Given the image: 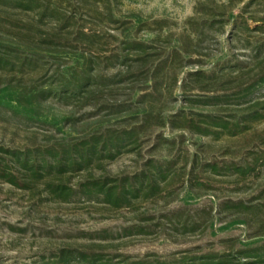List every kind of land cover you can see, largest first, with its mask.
Returning a JSON list of instances; mask_svg holds the SVG:
<instances>
[{
    "label": "rangeland",
    "instance_id": "1",
    "mask_svg": "<svg viewBox=\"0 0 264 264\" xmlns=\"http://www.w3.org/2000/svg\"><path fill=\"white\" fill-rule=\"evenodd\" d=\"M12 1L0 0V31L33 26L43 39L61 29V38L70 37L69 30L96 34L94 48L85 42L79 48L96 60V74L106 82L90 105L50 101L46 114L60 130L0 111L2 150L41 154L79 144L101 126L102 134L110 130L123 135L139 126L140 120L131 118L137 116L135 107L141 106L143 95L154 96L143 106L154 105L156 117L123 142L114 159L96 158L88 170L57 175L28 190L0 180V264L39 263L67 249L99 255L106 264H178L264 246V116L253 120L241 110L249 101L263 100L264 91L246 102L236 100L257 71L249 68L233 83L228 77L217 84L187 78L197 71L235 73L240 62L250 60L251 50L264 43V0H40L43 6L29 12ZM45 6L59 12L58 21L41 17ZM231 14L248 19L251 32L227 24ZM204 17L224 23L209 30L201 25ZM259 26L263 29L256 31ZM126 40L156 47V64L172 48L182 49L157 89L130 77L138 68L129 62L133 55L125 51ZM56 67L35 70L23 83L43 86ZM11 80L18 82L19 76L0 73V86ZM129 106L133 109L126 113ZM207 115L227 120L228 129H210L218 133L209 137L190 129L193 121L201 129L210 126ZM8 158L12 160L0 153L3 164ZM160 171L166 177L157 179L159 190L154 192L149 178ZM143 174L147 177L140 181ZM93 180H116L134 192L126 204L114 207L102 195L84 193L81 185ZM62 181L74 190L68 201L54 199L46 190V184ZM229 262L250 261L239 257Z\"/></svg>",
    "mask_w": 264,
    "mask_h": 264
},
{
    "label": "trees",
    "instance_id": "2",
    "mask_svg": "<svg viewBox=\"0 0 264 264\" xmlns=\"http://www.w3.org/2000/svg\"><path fill=\"white\" fill-rule=\"evenodd\" d=\"M14 2L17 9H23L26 12L34 11L37 8L40 9L43 6L40 0H14ZM257 2L258 0L254 1V3ZM42 12V18L56 21L59 19V12L56 9L49 10L48 6H45ZM199 12L200 10H198V14ZM216 15L218 14L215 13L214 17ZM137 19L138 23H142L140 18L137 17ZM217 23L223 25L224 22L218 20L208 21L205 18L201 25L203 28L206 27L209 30H213ZM226 23H235L234 29L238 30V32H251L248 19H245L244 16L235 17L231 14ZM23 28L18 30L20 32L0 31V73H16L19 76L18 82L11 80L0 86V111L27 123L50 125L60 130L62 128H58L55 125L56 120L46 114V111L49 110L47 105L52 104L50 101L59 100L67 102L73 100L90 105L99 98L98 94L106 82L103 77H99L96 74V60L93 57H88L89 54L81 52L79 48L83 42L94 48L97 36L96 34H87L83 31L72 33L69 30L68 33L70 34L68 35L71 36L61 38V35L64 33L61 29L57 32L46 33L43 39L42 37L38 38L39 31L37 33L33 26H23ZM262 29L263 26H259L256 28V31H261ZM33 31L36 35L32 34ZM62 39L67 43H62ZM124 43L125 51L128 50L133 55V60L129 62L136 64L138 68V71L135 73L130 72V77L133 79H144L145 83L154 84L155 89H157V85H159L161 78L164 76L163 73L168 68L171 69L176 62V58H180L182 54L181 48H172L168 52L167 59L156 64L157 62L154 60V53L157 51L156 47L147 44V42H137L134 40H126ZM263 52L264 43H258L255 49L251 50L250 60L238 64V69L235 72L237 75H234L235 73L229 74L223 69L211 75H207L203 71H197L190 73L187 78L192 82L203 80L209 84H217L228 77L229 83H233L238 79L241 80L246 75L245 72L249 68H252V71H257V73L252 80L243 85L244 89L240 91L242 94H238L236 97V100L242 102L249 101L252 95L264 91ZM127 59L128 54L125 55V60ZM65 62L69 63V65L64 64ZM49 64L56 65L57 67L53 75L46 80L43 86H39L36 82L23 83L25 78L29 77L32 72L35 70L45 71ZM251 64L252 67H250ZM201 89H204L203 86ZM153 98L152 94L143 95L139 98L138 103L142 108L141 106L135 107L136 111L138 110L137 113L135 112L137 116L131 118L139 119V126L133 130L127 129L123 135L110 132V130L102 134L101 126L79 144L55 146L48 151H43L41 154L36 151L25 153L21 156L15 152L11 153L0 148V153L12 157V160L8 158L4 164L0 160V180L19 189L28 190L32 189V185H36L57 175L62 177L67 173L88 170L96 158L99 160L114 159L115 151H120L123 142L134 139L135 133L138 130L145 129L154 121L156 117L155 106L151 105L149 108L143 106L148 103L150 104V100H154ZM215 100L220 101L219 98ZM132 109L129 106L125 112L130 113ZM140 109H143L141 113H139ZM241 110L244 115L253 120L263 117L264 98L263 100L249 101L247 106ZM118 111L121 113L120 110ZM204 118H211L212 123L210 126L201 129L202 127L194 124L193 121V125L190 128L198 131L204 137L217 135L218 132L210 129H228L230 123L227 120H221L209 115ZM164 122L169 123V120L165 119ZM162 142L163 144H174L172 141L167 140H162ZM16 168L19 170H16ZM14 169L19 171V173H16ZM146 177L147 175L143 174L138 179L142 181ZM165 177L166 172L160 171L155 177L149 178L150 180L152 179L151 188L154 192L159 190L156 182L157 179H164ZM28 180L31 181V186L27 184ZM81 186L85 189L84 193L87 195H102L106 203L114 207L126 204L130 199V195L134 192L129 191L125 187V183L124 185H120L116 180L114 182L105 181L103 183L93 180V182L89 181L87 184ZM191 186L194 187V185ZM46 190L54 199L61 201H68L74 195L73 188L64 184L63 181L58 185L46 184ZM230 257L232 259L243 257L250 261L248 262L249 264H264V246L249 251L238 252L237 256H224L217 259L206 257L199 262L195 259H186L187 262L183 261L178 264H231L232 262H229L232 261V259L229 260ZM102 260L103 258L99 255H89L80 251L67 249L61 250L50 259L43 258L41 262H35L34 264H106ZM158 264L167 263L158 262Z\"/></svg>",
    "mask_w": 264,
    "mask_h": 264
}]
</instances>
